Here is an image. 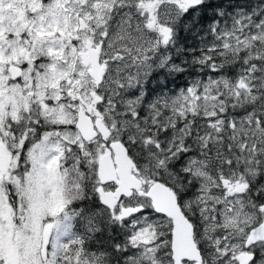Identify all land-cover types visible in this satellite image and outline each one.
I'll list each match as a JSON object with an SVG mask.
<instances>
[{
    "label": "snow or ice",
    "instance_id": "6c2138e0",
    "mask_svg": "<svg viewBox=\"0 0 264 264\" xmlns=\"http://www.w3.org/2000/svg\"><path fill=\"white\" fill-rule=\"evenodd\" d=\"M0 264H264V0H0Z\"/></svg>",
    "mask_w": 264,
    "mask_h": 264
}]
</instances>
